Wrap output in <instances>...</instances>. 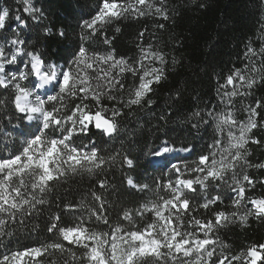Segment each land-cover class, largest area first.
Segmentation results:
<instances>
[{
	"label": "clouds",
	"instance_id": "clouds-1",
	"mask_svg": "<svg viewBox=\"0 0 264 264\" xmlns=\"http://www.w3.org/2000/svg\"><path fill=\"white\" fill-rule=\"evenodd\" d=\"M0 264H264V0H0Z\"/></svg>",
	"mask_w": 264,
	"mask_h": 264
}]
</instances>
